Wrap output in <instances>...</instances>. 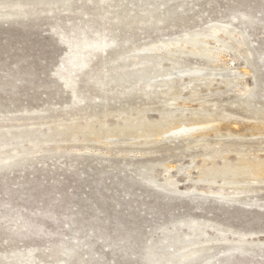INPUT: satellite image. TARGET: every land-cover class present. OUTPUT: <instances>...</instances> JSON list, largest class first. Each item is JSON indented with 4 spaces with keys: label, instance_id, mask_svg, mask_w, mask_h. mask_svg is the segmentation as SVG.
<instances>
[{
    "label": "rangeland",
    "instance_id": "rangeland-1",
    "mask_svg": "<svg viewBox=\"0 0 264 264\" xmlns=\"http://www.w3.org/2000/svg\"><path fill=\"white\" fill-rule=\"evenodd\" d=\"M0 264H264V0H0Z\"/></svg>",
    "mask_w": 264,
    "mask_h": 264
},
{
    "label": "bare ground",
    "instance_id": "bare-ground-1",
    "mask_svg": "<svg viewBox=\"0 0 264 264\" xmlns=\"http://www.w3.org/2000/svg\"><path fill=\"white\" fill-rule=\"evenodd\" d=\"M198 38H199L198 36L195 37V39H198ZM199 52H200V51H199ZM205 55H206V54H205ZM207 55H208V54H207ZM207 57H208V56H207Z\"/></svg>",
    "mask_w": 264,
    "mask_h": 264
}]
</instances>
